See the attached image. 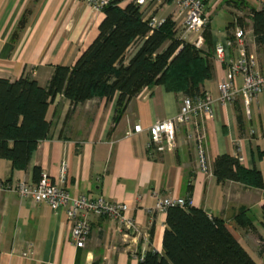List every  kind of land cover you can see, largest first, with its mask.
Here are the masks:
<instances>
[{
	"label": "crops",
	"instance_id": "0c3cea01",
	"mask_svg": "<svg viewBox=\"0 0 264 264\" xmlns=\"http://www.w3.org/2000/svg\"><path fill=\"white\" fill-rule=\"evenodd\" d=\"M221 1H204L213 45L227 39L226 27L232 21L221 26L218 16L223 11L231 16L236 8L223 2L224 8L212 15ZM129 2L120 0L119 5L124 7ZM176 10L168 2L150 4L141 12L150 22L170 19L178 36L181 19ZM103 18V11L82 0H0V77L13 81L26 76L46 87L54 66L71 67L97 36ZM216 20L218 28L213 26ZM247 21V29L240 25L245 31L246 52L255 60L256 69L264 72V48L256 44L249 18ZM230 31L232 34V28ZM136 47L132 44L125 51V62ZM201 48H205L204 39ZM229 54L236 57L235 45ZM211 63L213 76L202 89L217 97V84L225 77L226 66L213 58ZM235 85H241V77L236 78ZM181 96L162 85L145 86L127 102L114 123L117 94L111 99L95 96L75 107L70 99L57 94L46 114L51 122L50 137L38 142L24 170L14 169L10 160L0 157V181L11 185L21 180L35 182L34 167H38L39 177L45 173L59 183L64 166L60 185L70 195L126 202V214L135 220L139 233L124 236L119 223L89 215L90 233L84 246L77 247L63 209L54 211L15 191L0 190V264H138V256L147 251L162 254L166 210L155 208L156 197L183 198L187 183L191 184L190 204L223 219L255 262L264 264V228L260 225L264 205V99L254 97L246 113L238 97L230 104L218 103L212 119L202 117L209 166L208 172H203L195 145L186 138L189 128L185 125L177 130L173 151L148 157V127L174 116ZM237 112L241 123L236 120ZM135 124L141 131H133ZM221 154L237 156L246 168L258 169L263 187L217 182L211 169L214 158ZM242 208H246L254 228L240 227L234 221Z\"/></svg>",
	"mask_w": 264,
	"mask_h": 264
},
{
	"label": "trees",
	"instance_id": "16d2710c",
	"mask_svg": "<svg viewBox=\"0 0 264 264\" xmlns=\"http://www.w3.org/2000/svg\"><path fill=\"white\" fill-rule=\"evenodd\" d=\"M119 2L113 0L103 7L104 18L97 36L71 67L55 65L46 87L26 76L13 81L0 77V157L10 160L14 169L24 170L38 142L50 137L51 122L46 114L57 94L70 99L74 107L95 96L111 99L117 94L113 117L117 123L127 102L145 86L162 85L166 91L195 95L203 92V85L212 78L213 42L209 24L203 33L205 48H197L177 36L170 19L152 27L137 5L129 2L121 7ZM225 2L249 10L255 42L264 48V0L259 9L246 0ZM235 23L243 26V17L228 23L229 41H233L230 29ZM132 44L137 47L125 62V51ZM236 120L241 123L239 112ZM148 157L152 155L148 153ZM211 170L219 183L235 181L263 187L261 172L246 168L237 156H216ZM39 173V168L34 167L35 180L39 179ZM183 199L185 207L166 209L163 253L147 251L138 264H257L223 219L189 204L190 183ZM234 221L240 227L254 228L246 216V208L237 212ZM260 225L264 228V205Z\"/></svg>",
	"mask_w": 264,
	"mask_h": 264
},
{
	"label": "built area",
	"instance_id": "2783aa9c",
	"mask_svg": "<svg viewBox=\"0 0 264 264\" xmlns=\"http://www.w3.org/2000/svg\"><path fill=\"white\" fill-rule=\"evenodd\" d=\"M94 10L102 11L103 7L113 0H82ZM142 11L148 5H160L168 2L176 6L177 16L181 19L178 28L181 30L178 37L197 48L202 47L203 33L209 23L210 14L206 11L203 0H131ZM161 21H151L152 27H157ZM178 29V30H179ZM176 30V27H175ZM233 41L218 40L213 45V59L226 66L225 77L217 84V97L208 92L195 95H182L179 99V107L172 117L156 120L147 129L149 139L146 149L150 155L160 151H173L176 147V133L179 127L189 128L186 138L193 141L199 169L208 172V160L205 151V131L202 117L213 118L216 105L230 104L238 97L242 99L246 113L248 105L256 96L264 99V72L256 69L255 60L250 57L245 48V31L239 24L232 27ZM235 45L237 55L231 57L229 49ZM237 77H241V85H235ZM133 131H141V126L135 124ZM239 159V157H238ZM65 167L60 170L58 182L53 181L47 174L42 173L35 182L18 181L15 185L0 181V190H12L21 197L33 200L35 203H45L52 210L63 209L68 221L71 223V237L77 247H83L91 227L88 216H104L110 221L119 223L124 236L127 233H139L134 219L127 216L129 206L126 202L108 201L102 196L88 198L85 195L72 196L66 191L60 182L63 181ZM190 204V201H189ZM170 206L185 207L183 198L156 197L155 208L166 210ZM143 254L138 260H143Z\"/></svg>",
	"mask_w": 264,
	"mask_h": 264
},
{
	"label": "rangeland",
	"instance_id": "374dc122",
	"mask_svg": "<svg viewBox=\"0 0 264 264\" xmlns=\"http://www.w3.org/2000/svg\"><path fill=\"white\" fill-rule=\"evenodd\" d=\"M254 7H262L263 3L260 2L259 0H248ZM225 0H222L220 3V5H218L215 10H213L212 15L216 14L214 13L215 11H219L221 9V7H223ZM227 6V5H226ZM224 8V7H223ZM248 9H244L243 11H239V9L235 8V13H233L231 16L229 13H227L226 11L221 12V14L218 16V20H220L221 22V26H223V24H225L227 21H230L231 19L233 20L234 18L237 17H243V25L244 28L247 29V18H248ZM229 12V11H228ZM214 13V14H213ZM214 28H218L219 24L218 21L216 20V22L214 23Z\"/></svg>",
	"mask_w": 264,
	"mask_h": 264
}]
</instances>
